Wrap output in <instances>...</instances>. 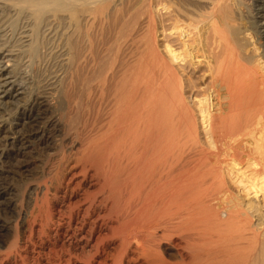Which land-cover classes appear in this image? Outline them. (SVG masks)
I'll return each mask as SVG.
<instances>
[{"label": "bare ground", "instance_id": "6f19581e", "mask_svg": "<svg viewBox=\"0 0 264 264\" xmlns=\"http://www.w3.org/2000/svg\"><path fill=\"white\" fill-rule=\"evenodd\" d=\"M250 1L167 0L158 20L154 0H0V105L24 96L0 116V264H264V0ZM31 159L22 205L7 182Z\"/></svg>", "mask_w": 264, "mask_h": 264}, {"label": "rangeland", "instance_id": "374dc122", "mask_svg": "<svg viewBox=\"0 0 264 264\" xmlns=\"http://www.w3.org/2000/svg\"><path fill=\"white\" fill-rule=\"evenodd\" d=\"M154 5H155V11L158 9V16H156V18L158 20L159 19H161V20L166 19L167 20L168 18H171V17L173 18V12H172L173 8L171 6V3H167V0H154ZM244 5L249 8L251 6V1L250 0H244ZM165 24H169V22L166 21ZM173 38H175V35L173 34V31L171 29H167L162 36H159L157 41H158V45L160 46V51H164L165 47H168V50H171L170 46H172L174 44L170 43V41H172ZM183 57L184 56L179 57L182 59V62L184 61ZM193 63H194L193 67L187 66V69H186L187 73L185 75V78H186L185 80L188 81L190 79L189 81L191 83H193L194 86L196 87L194 89V92L193 93L191 92L190 97L198 99L201 97L197 94L199 92L204 91L207 87L206 84H207L208 80L205 78H207L208 75H206V73H204V67L205 66L203 63L200 64L198 62V60H194ZM11 64L12 63H7L5 61L3 62V66H5L7 69H10L9 67H11ZM32 69H33L32 67H29L26 69V71H28L30 73V72H32ZM18 93H21V91H18ZM12 95H15V94L13 93ZM23 98H24V96L21 95V96H18V97H15V98L9 100L8 102H10V103L0 105V113H2V114H0V116L7 113L8 112L7 110L12 109L13 105L15 103L22 101ZM17 111H19V109ZM13 112H14V110H13ZM17 122L18 121L14 120V121H12V124H16ZM9 135H10L9 133H2V134L0 133V149L2 148V146H1L2 141L5 140ZM67 148H69L68 145H67ZM48 153H51V152H47V150H41L40 154L38 155L39 159L45 160L50 155ZM29 161H30V163H29L30 166H29V173H27V174H29L28 177H25L24 176L25 174H21V173L17 174L16 173L14 175H11L10 179L7 182V186L12 190L13 194L16 197H19V196L21 197V198L19 197V199L21 200L22 205H25L28 202V197H30L29 196L30 195L29 194L30 188L34 185L35 180L40 176V173L38 170H40L41 167H40V164H38L39 162L37 161V159H31ZM70 163L67 164V165H70L69 170L67 171V173L63 174L64 178H66V180L70 177V175H69L70 172H72V173L75 172V171L71 170L73 164L72 163L70 164ZM37 173H39V174H37ZM75 178L76 177L73 176V178L70 180V183L73 182V180H75ZM72 202L76 203L77 199H73Z\"/></svg>", "mask_w": 264, "mask_h": 264}]
</instances>
